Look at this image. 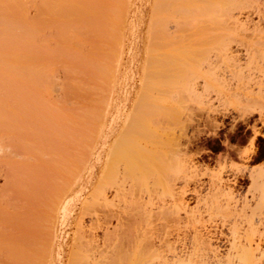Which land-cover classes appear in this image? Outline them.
Masks as SVG:
<instances>
[{"label": "rangeland", "instance_id": "374dc122", "mask_svg": "<svg viewBox=\"0 0 264 264\" xmlns=\"http://www.w3.org/2000/svg\"><path fill=\"white\" fill-rule=\"evenodd\" d=\"M96 1L99 3L98 7L100 11L102 10L100 7L107 4V7L104 6L106 9L108 7L113 8H110L112 13L109 10L110 13H108V15V9L104 12V10H106L105 8H103V13H101L106 22L114 23V25L116 24L117 28L115 31L117 32L115 33L114 30H111L110 38L118 39L117 44L121 43L119 44L121 47H114L111 42V49L114 48L115 51L113 52L119 55L117 59H114L115 53L111 54V63L114 66L111 65L110 68L115 69V73H111L113 75L111 81L114 80L115 77L116 78L111 83L109 81L110 79H108L109 82H107L106 90H108L110 94H107L108 92L106 93L105 90L102 103V108L104 107V110L101 109L100 111V115H102V119H100L101 124L99 125L98 122L97 126H95L91 136L92 142L90 141L92 144H88L91 148V151L88 153L87 167L85 165L88 170L83 172L84 175H82L81 179L74 180L73 186L76 187L74 188L75 191L69 192L64 202L63 210L59 211L55 217L53 226L54 231L52 230L51 245H49V250L51 249L49 252V263L44 261L46 262L45 264H122V262H124V257L121 256V259H123L122 261L120 260V255L115 254L118 251L120 252L121 249L123 255L126 253L125 259L127 258V260L126 263L124 262L125 264H180L179 260L166 248L158 251L160 255L164 252L161 256H158V254L155 255L152 246H160L162 244L160 240L164 241V239H166V242L168 240V242L171 243L176 240L175 243L177 242L178 245L181 244L179 247H182L184 243L191 242L190 240L193 239L194 235L200 234L207 237V239L212 237L211 242L213 241L212 243L215 247H219L218 249L221 255H225V253L228 252L230 242L237 239V236L245 237V234L248 233L247 235H249V231H252V229L255 230V228V231H260L261 234H264V184H261L264 183V34L253 33L252 29L255 25L261 24L259 26H262L264 24L262 21L259 22V14L254 11V13L246 11L248 14L245 13L252 18L245 13L241 15L240 18H242V20L244 19L243 21L248 19L250 30L241 33L243 35L239 34V36H235L236 38L231 42L229 46L231 50H229V52L231 51L230 55L232 53L233 56L231 55L232 58L229 62V59L225 57V53L227 52H225L226 47L224 42H227L228 39L225 29L226 20L224 19L222 22V18L225 15L222 16L223 14H221L222 11L225 13L226 0H123V3H121V0H106L105 3L102 2L105 0ZM123 4L127 6H123ZM206 6L210 9H205ZM220 7L222 10L221 12H219ZM190 8L193 9L190 10ZM213 8L214 10L218 8L219 10L217 11L219 13H214L211 10ZM195 9L196 11L198 10L197 12L201 13V15L198 14L200 16H196ZM203 9L207 12H204ZM156 11L157 13H155ZM179 11L181 13H178ZM208 11H210V16H212L211 20ZM34 12L33 16L36 15ZM114 12L116 14H114ZM251 13L252 15H250ZM120 19H122L121 21H123V23ZM201 19L203 21L205 20L204 22L206 23L198 24V22L202 21ZM116 20L121 24L119 25ZM190 20H193L192 23H188ZM159 21L161 22V28L163 26L165 28L164 31L167 30L168 32L159 31L161 29H158V25H160L158 24ZM171 21L173 24H171ZM155 25H157V27H155ZM178 27L182 31L177 32L179 30ZM262 27H264V25ZM113 28L115 29V26ZM113 32L116 35L120 34L113 38ZM246 33L250 34L252 37ZM222 39H224V42ZM219 42L222 44H218ZM114 45H116V42ZM117 48L119 49L116 50ZM227 54L229 55V53ZM117 55H115V58ZM234 61H236L237 64L233 63ZM225 62H229V64ZM153 64H155V67ZM169 69H172V71ZM148 76L153 78L150 77L149 79ZM155 76L159 78L155 79ZM159 81H161V83ZM107 96L110 97L108 100H106L108 98ZM136 103L139 104L135 105ZM134 107L136 110L140 111H133ZM164 117L166 121L163 120ZM129 118H132L134 121L139 119V121H141L143 119L147 122L142 121L141 124L143 125L144 123V127L147 125L145 127L146 130L147 127H149L145 132V129H142L144 127H141L142 136H140V131L139 134L135 136V139H137L135 141L141 143V147L139 146V148V144L137 145L139 154L138 157H134V164L136 166L130 170L129 176L131 181L128 179L124 181L126 184L123 183L126 187H124V189H129L131 192L128 193L129 190L125 191V195L121 196V199L120 197H116L115 191L108 192V196L109 198L111 197L110 200L112 199L113 203L115 201V207H112V210L115 215L120 216L121 222V224L117 222L119 220L118 218L113 219L112 227L119 228V225H121L122 229H120H124L123 232L126 231L128 234H131V237L129 238L125 232L126 234L121 236V240V233L119 237H117V234L116 237L113 234L114 237L111 238L113 240H110L112 246L108 245L111 247L106 248L108 254L101 258L96 257L97 259L95 258V261L94 258L86 256V252L83 253L87 250L84 246L86 240L84 236L87 234L94 235V233H96L95 228L93 231L91 229L93 227L90 226V224H93L91 223L93 222L91 219L93 220L94 217L92 213L95 214L96 209L94 210V208L97 207L98 202V199H96V195L98 194H95V192H97L96 188L98 184L100 188L106 181L105 175L109 171L107 162L110 158L111 148L116 142L119 136L118 134L124 130V125ZM175 119L177 121H175ZM154 120L158 126L156 124V126L152 125L155 123ZM162 120L163 123L161 122ZM161 129L163 130L161 131ZM151 132L156 134L153 135ZM147 134H151L150 136L148 135L149 138ZM153 136L156 137L153 138ZM225 140L229 141L227 146L223 145ZM252 141H254L253 144ZM179 142L180 144L183 143L182 146L185 144V147L180 146ZM177 149H180L182 152L178 154L179 152H177ZM157 151L161 152L162 155L160 156ZM175 153H177V155ZM254 153L256 155H254ZM184 155L186 157H184ZM245 156L254 157V159L247 162L244 159L246 158ZM176 157L177 163L175 162ZM173 159L177 167L174 166ZM179 159H183V161L184 159L186 160V163H184L186 167L181 162L182 166L178 167V165L180 166ZM141 161L144 162L143 165L145 164L148 167L138 164V162L140 163ZM171 164L173 166H171ZM168 165H170V167L167 169ZM136 167H138L137 171L139 175L136 171L135 172L138 176L133 172ZM185 168L186 170L184 171ZM172 169L174 171H172ZM104 171H106V174ZM175 171L177 173V189L179 188V191L185 192H181L183 194L180 193L183 196H181L183 201L182 208L185 209L180 210L179 218L182 217L183 219H178L179 226L176 222L174 224L175 179L173 180V178H175ZM90 173L91 179L89 180L88 177ZM149 173H152V175ZM2 174L3 173L0 172V176H3ZM167 174L170 177H168ZM188 174L190 175L189 181L187 179L189 176ZM132 175H135V178ZM103 176L105 180H103ZM218 176H221L225 181L224 183L226 186L224 188L227 187V190L225 189L226 192H230V190L231 192L233 191V197L238 200L239 211L243 210V205H245L244 203H246V201L250 202V206L248 205L250 208L248 207L249 209L246 210V214L251 215H248L250 216L249 218L248 216H243V212H238L234 214V216L229 217L221 211L211 208L210 204L213 192L209 189L212 182ZM136 177H139L140 185L139 182L135 183L134 179H136ZM3 178L4 177H0V186L4 183ZM179 178L182 179L179 180ZM87 181H89L88 184ZM85 183L87 187L84 189L83 186ZM95 189L96 191L94 192ZM172 190H174V192ZM92 192L95 194L93 198L97 200L93 199L96 201L95 203L92 200ZM166 194L168 196H166ZM258 198L261 200L259 201ZM119 200L122 201L119 202ZM92 201L93 205L89 206H92L91 209H93V212L88 214L85 206H88ZM256 205H258L256 208H258L259 211L257 210L255 212L256 208L254 210L253 207ZM163 209L166 212L165 216L164 214H160V211L163 212ZM171 211L174 213L171 214ZM83 212H85V216L82 215L84 214ZM125 212L130 214V216ZM121 216H124L123 218L126 220ZM145 216L147 219L146 221H144ZM251 218L256 222H251ZM189 219H191V221ZM192 220L195 224H198L194 225ZM123 223L125 225H123ZM250 223H253V225ZM80 225L83 231H79L81 229ZM128 225H130L132 229H130ZM141 225H144L143 229ZM214 225H216V227ZM234 225H236V228ZM163 228H165L166 231ZM84 229H86V231ZM147 229L150 230L147 231ZM88 230L93 233L89 234L90 232ZM85 232H87L86 235ZM145 232L150 239L148 237L144 239L146 238V235L144 237ZM159 233L162 236H160ZM251 233L250 236L252 237L254 231ZM236 234L238 235L236 236ZM81 235L83 236V240H81ZM123 236L128 237V239L122 238ZM124 240L125 243L123 242ZM132 240L133 242H131ZM128 242H130L129 246H127L129 244ZM177 244L175 247L180 249L181 247H177ZM140 249L143 251H139ZM149 249H151V253H149ZM180 250H183V247ZM161 251L162 253H160ZM177 251L179 252V250ZM127 253H131L129 254L130 258ZM114 254L117 259L114 257ZM165 254L167 256H165ZM82 255L85 257H82ZM74 256H76V258ZM83 258L85 259V263H82L84 261ZM195 259H197V257L194 258L195 264H204L207 262L204 258V263L202 259H199V261ZM77 260L78 263L76 262ZM116 261L118 263H115ZM191 264H194V262Z\"/></svg>", "mask_w": 264, "mask_h": 264}, {"label": "bare ground", "instance_id": "6f19581e", "mask_svg": "<svg viewBox=\"0 0 264 264\" xmlns=\"http://www.w3.org/2000/svg\"><path fill=\"white\" fill-rule=\"evenodd\" d=\"M122 1L123 0H121V3H123ZM102 2L105 3L106 0ZM98 4L99 3L96 0H0V172L3 173L2 174L3 176H0V177H4L3 178L4 183L3 185L0 186V264H45L46 262L44 261H47V263H49V257H50L49 252L51 251V249L49 250V247H50L49 245H51L50 243H51V237L53 233L52 230L54 226L55 217L59 211L63 210L64 202L69 192L70 191L73 192L74 188H76L75 186H73L74 180L81 179L82 175H84L83 172L85 170H88L86 168L87 167L86 164L88 161L87 160L88 153L89 151H91V148L89 145L92 142L91 136H92V132L95 126H97L98 122H99V125L101 124L100 119H102L101 117L102 115H100V111L101 109L104 108V107L102 108V103L104 99V93L107 88L106 85H107V82L110 81L111 83L116 78L115 77L114 80L111 81V79L113 78L112 74L115 73V69L110 68L111 65L114 66L111 63V54L115 53L113 52L115 51V49L114 48L111 49V48L112 46L116 47V46H120L119 44H121V43L117 44L118 39L115 38L116 39L115 40V39L110 38L111 30L115 31L117 28L116 24L114 25V23L106 22L102 16V13H103L102 10L103 8L106 9L108 4L106 3L107 5H104L106 7L101 6L100 7L102 8L101 11L98 7L99 6ZM124 5L125 4H123V6ZM110 8L112 7L107 8L108 11L110 10ZM214 8L211 10L214 13H217L218 12L217 10L219 9L217 8V10L216 9L214 10ZM33 9L35 10V12ZM107 9L104 10V12H106ZM192 9L190 8V10ZM205 9L209 10L210 8L206 6ZM108 11H107V15L108 13H110L111 10L109 12ZM197 11L195 9V13L197 14L196 16H200L201 13ZM221 11L222 10L220 7L219 12ZM246 11H248L249 13L253 11L257 12L259 14V22L261 21L264 22V0H226L225 13H223L224 11L221 12V14H223L222 16L225 15L222 18L223 19L222 22L224 21V19L226 20L225 29H226L228 39H227V42H224L223 41L224 39H222V41L225 43V47H226L225 52L229 53L228 55L227 53L224 52L226 54L225 57L229 59V62H230V59L232 58L231 55L233 56L232 53L230 55L231 51L229 52V50H231L229 48L231 42L233 41L234 38H236L235 36H239V34L250 30L249 28L250 26H248L249 25L248 19L246 18L247 20L243 21L244 19L242 20V18H240L241 15H243ZM33 12L36 15L33 16ZM204 12H207V11L204 10ZM208 12H209L210 20H211L212 16H210V11ZM155 13H157V11ZM178 13H181V12L179 11ZM114 14L116 13L114 12ZM250 15H252V13ZM121 20L122 19H120V21ZM117 21L118 20H116V22ZM190 21L189 22L187 21V22L192 23L193 20H190ZM204 21L202 20L198 22V24L206 23ZM121 22L123 23V21ZM159 22L158 24L160 25H158V29L161 28V22L160 23ZM171 24H173L172 21H171ZM211 25H212V22H211ZM259 25L257 26L255 25L252 28L253 33L264 34V27H262L264 24L262 26H259ZM114 26H115V29L113 28ZM155 27H157V25H155ZM162 28L159 30L160 32L161 30L162 32H168L167 30L164 31L165 28L163 26ZM179 31H182V30L179 29L177 32ZM116 32L117 31H115V33ZM115 33L113 32L114 34L113 38L114 36H119L120 34V33L119 34L117 33L118 35H116ZM250 37L252 36L250 35ZM111 42L113 43V45ZM115 42H116V45H114ZM221 42H219L218 44H220ZM118 49L119 48H117L116 50ZM115 55L117 54L115 53L113 58L117 59L119 55H117L116 58H115ZM229 62H225V63L229 64ZM233 63L237 64L236 61H234ZM153 65L155 67V64ZM169 70L172 71V69H169ZM151 76H148L149 79ZM156 76H155V79L157 78ZM108 79L110 80L108 81ZM159 82L161 83V81ZM107 92L108 90H106V93ZM107 94H110V92H108ZM112 96H113V93H112ZM107 97L108 98L106 100L110 98L109 96ZM137 104L139 103H136L135 105ZM133 111L139 112L140 110H136L134 107ZM165 117L163 118V120L166 119ZM139 120L134 121L132 120V118H129L126 124L124 125V130L120 134H118L119 136L117 135L118 138L116 142L114 143L112 148L110 147L111 154H110L109 161L107 160L108 161L107 166L109 165L108 166L109 171L107 172V174L105 173L106 171H104V173L107 175L106 176L104 174L106 181L104 185L103 184L101 185L100 188H99L100 185L98 184V187L96 188L97 192L99 190L98 193L95 192L96 189L94 190L95 194H98L96 195V199H98V202H97V207L94 208V210L96 209L95 214L92 213L94 217L91 215L93 217V220L91 219V221L93 222L91 223L93 224H90V226L93 227L91 228L93 231L95 228L96 233H94V235H88L87 232H85V235L87 234L86 236H84V239H86L84 242L85 243L84 246L86 248L84 246H81L87 249L86 251L83 250L84 251L83 253L86 252L87 253L86 256L88 257L90 256L94 258V260L96 257L101 258L104 255L108 254V251L106 250V248L109 247L108 245L112 246V244H110L111 243L110 240H113L111 238H113L114 236L116 237V234L118 235L117 237H119V234L121 233L120 239H121V236L126 233L129 236V238L131 237L130 236L131 234H128V232L126 231H125L126 233L123 232L124 229L121 230L122 229L121 225H119V228L112 227L113 219L118 218L119 220L117 222H119L120 224L121 222H120V216L115 215L114 211L112 210V207H115L114 205L115 201L113 203V200L112 199L110 200L111 197L109 198L108 192L115 191L116 197H120L121 199V196L125 195V191L129 190V189L127 190L124 189L125 187L124 184H126V182L124 181H127L128 179H130V176H129L130 170L133 169L134 166H136L134 164V160L136 156L138 157V154H139L138 149L141 147L140 146L141 143H137L135 141L137 140L135 139V136L139 134V131H140V136H142L141 130L145 129L144 130L145 132L148 130V127H149L148 126L146 130L145 127L147 125L145 124L146 126L144 127L143 126L144 123L143 125L141 124V122L144 120L143 119L141 121ZM163 120L161 121L162 123H163ZM175 121L177 120L175 119ZM144 122H147V121H144ZM155 124L156 122L153 123L152 125L154 126ZM141 127H144V128L141 129ZM162 130L163 129H161V131ZM155 134L156 133H154L153 135ZM148 135L150 136L151 134H147V137L149 138ZM155 137L156 136H153V138ZM148 138H145V139H148ZM253 142L254 141H252V144ZM228 143L229 141L225 140L223 145L227 146ZM182 144L183 143H181L180 146H182ZM137 145L138 147L139 146L140 147L138 148ZM231 149H232V146H231ZM177 152H179L178 154H180V152L182 151H180V149H177ZM157 153H159L160 156L162 155L161 152L157 151ZM175 154L177 155V153ZM185 155L184 157H186ZM254 155L256 154L254 153ZM244 159L247 162H249L252 159H254V157L251 158L250 156H248ZM176 160H177V157L175 158V162L177 163ZM179 160H180L179 161L180 166L178 165V167H181L182 164L184 165V163H186L185 159L184 161L183 159L182 160L179 159ZM172 161L174 164V159ZM143 163H144L143 161H141L140 163L138 162V164H141L142 166H144L145 164L143 165ZM175 164L174 166L177 167ZM171 166L173 165L171 164ZM144 167H148V166L145 165ZM169 167L170 165H168L167 169ZM175 167H172V168H175ZM137 168L138 167H136V169L134 168L133 172L136 171L138 173ZM185 170L186 168L184 169V171ZM172 171L174 170L172 169ZM150 175H152V173ZM176 175L177 173L175 171V178H173V180L175 179L174 224L175 222L178 224V219H183L182 217L179 218V215H180V210L185 209V208H182L183 207V201H182L183 196L181 195L185 192L181 190L179 191L178 190L179 188L177 189V184H176L177 176ZM90 176H91V173L88 177L89 180L91 179ZM132 176L135 178V175H132ZM182 177H185V176H182ZM189 177L190 175L187 178L188 181H189ZM105 178L103 180H105ZM136 179H134L135 183L139 182V185H140L139 177H136ZM180 179L182 178H179V180ZM224 182L225 181L223 180L221 176H218L212 182V185L210 186V189H209L210 191L213 192L212 196L210 194L211 208L213 209L215 208L214 210L221 211L222 213H224L226 216H229V217L234 216V214H237L238 212H243L244 214L243 216L250 215V214L248 215L246 214L247 213L246 210L250 208L249 207L250 202L246 201V203H244L245 202L244 201L243 203L245 205H243L244 206L243 210L239 211L238 200L235 197H233V193H232L233 191L231 192L230 190V192L228 191L226 192L227 187L224 188L226 186ZM88 183L89 181H87V184ZM87 184L86 183L84 184L83 186L84 189L87 187ZM142 184H143V181H142ZM261 184L263 185L264 183H261ZM172 191L174 192V190ZM94 192H92L93 194L91 193L92 200L95 199L93 198L95 197ZM130 192L131 190H129L128 193ZM167 194L166 196H168ZM260 200L261 199H259V201ZM93 201L91 202L92 204L87 203L88 206L87 205L85 206V208H87L86 211H88L87 212L88 214L93 212V209H91L92 206H89V205H93ZM96 201H94V203ZM121 201L119 200V202ZM130 204H131V201H130ZM257 206L258 205L254 207L252 206V207L255 210ZM257 210L258 208H256L255 212ZM173 211H171V214L174 213ZM163 212L160 211V214H164L165 216L166 212L164 211V209H163ZM83 213L84 214L82 215L85 216V212ZM127 215L130 216V214H127ZM250 216H248V218ZM146 220L147 219L145 216L144 221ZM189 220L191 221V219ZM252 221L253 223L256 222L254 221V219L252 220L251 218V222ZM253 223H250V224L253 225ZM196 224L194 222V225ZM123 225L125 224L123 223ZM129 226L130 225H128V227ZM143 226H142V229H143ZM214 226L216 227V225ZM234 226L236 228V225ZM171 228H174V227H171ZM130 229H132L131 226H130ZM84 230L86 231V229ZM138 230H139V227H138ZM149 230L147 229V231ZM255 230L252 229V231H254L252 237L250 236V233L252 231H249L250 232L249 235H247L248 233L245 234L246 235L245 237H240V236H237L238 234H236L237 239H234L233 241L230 242L228 252H226L225 255H221L218 249L219 247H215L214 244L212 243L213 241L211 242L212 237L207 239V237H204L203 235H200V234L194 235L193 239L190 240L191 242L189 243L183 244L182 242L183 250H180L182 247L180 246L181 247L180 248L179 245L181 244L178 245L177 242L175 243L176 240L171 243V242H168V240L166 242V239H164V241L160 240L162 241L161 242L162 244L160 246H152L154 249L152 250H153V253H155V255L158 254V256H161L164 252L162 253L161 251L160 253L162 254L160 255L158 251L160 249L166 248L173 256H175V258L179 260L180 264H187L188 262H189L188 264H191L193 262L195 264L194 258L196 257L197 259L195 260H198V261L199 259H202L203 261V258L207 260V262H205L206 264L207 263L208 264H264V249H263L264 234L263 233L261 234L260 231H255ZM79 231H83L82 227ZM88 231L90 232L89 234L93 233L90 230ZM119 231H122V232H119ZM130 232L134 233L132 231ZM146 232L144 234V237L146 235ZM147 235H146V238L144 239H147L148 237ZM160 236L162 235L160 234ZM82 238L83 236L81 235V240H83ZM122 238L128 239V237H125V236H123ZM148 238L150 239V237ZM123 242L125 243V240ZM131 242H133V240ZM128 243L129 244L127 246L130 245V242ZM176 244H177V247H179L180 249L175 247ZM122 245H119V246H122ZM146 248H150V247H146ZM142 249H140L139 251H141ZM121 250H120L121 253L119 251L117 253H115L114 251L113 252L117 255H120V260L123 261L124 259V262L126 263V260H127V258L125 259L126 253H124L123 255ZM177 250H179V252ZM148 251L149 253L152 252L151 249H149ZM115 254H114V257H116ZM127 254L129 257L130 256L129 254L131 253H127ZM83 256L84 255H82V257ZM121 256L124 258L121 259L122 258ZM165 256L167 255L165 254ZM74 257L76 258V256ZM76 262L78 263V260ZM124 262H122V264ZM82 263H85V259ZM115 263H118V262L116 261Z\"/></svg>", "mask_w": 264, "mask_h": 264}]
</instances>
